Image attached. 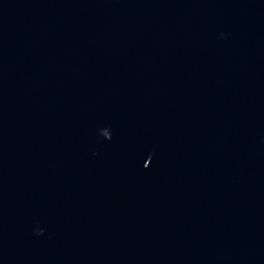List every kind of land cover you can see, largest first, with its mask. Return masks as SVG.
<instances>
[{
    "label": "water",
    "instance_id": "water-1",
    "mask_svg": "<svg viewBox=\"0 0 264 264\" xmlns=\"http://www.w3.org/2000/svg\"><path fill=\"white\" fill-rule=\"evenodd\" d=\"M0 264H264V0H0Z\"/></svg>",
    "mask_w": 264,
    "mask_h": 264
}]
</instances>
